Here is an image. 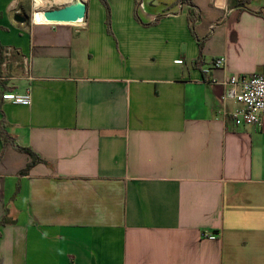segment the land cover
<instances>
[{
  "label": "crops",
  "instance_id": "0c3cea01",
  "mask_svg": "<svg viewBox=\"0 0 264 264\" xmlns=\"http://www.w3.org/2000/svg\"><path fill=\"white\" fill-rule=\"evenodd\" d=\"M86 1L0 0V264H264V122L221 84L264 71V0Z\"/></svg>",
  "mask_w": 264,
  "mask_h": 264
},
{
  "label": "built area",
  "instance_id": "2783aa9c",
  "mask_svg": "<svg viewBox=\"0 0 264 264\" xmlns=\"http://www.w3.org/2000/svg\"><path fill=\"white\" fill-rule=\"evenodd\" d=\"M46 1L47 3L45 6H38L39 0H31V16H33V18L37 9L61 7L71 0H66L63 3L54 2L53 0ZM186 5V1H181L179 3L180 7ZM83 22L84 19H81L73 24L80 26L84 24ZM225 65V57L217 58L212 63V67L214 68H223ZM207 71H209V69ZM221 84L225 87L222 96L223 102L235 101L242 105L232 113L235 125L262 126L264 122V71L255 72L253 74H232L221 82ZM2 99L16 104L31 105L33 96L31 91H27L26 93L4 92L2 94ZM202 235L209 239L218 238V234L216 233H204Z\"/></svg>",
  "mask_w": 264,
  "mask_h": 264
},
{
  "label": "water",
  "instance_id": "95a60500",
  "mask_svg": "<svg viewBox=\"0 0 264 264\" xmlns=\"http://www.w3.org/2000/svg\"><path fill=\"white\" fill-rule=\"evenodd\" d=\"M88 5L86 0H71L69 3L46 10V17L52 23H77L81 19H86ZM31 19V14H24L19 11L15 14V21L24 23Z\"/></svg>",
  "mask_w": 264,
  "mask_h": 264
},
{
  "label": "bare ground",
  "instance_id": "6f19581e",
  "mask_svg": "<svg viewBox=\"0 0 264 264\" xmlns=\"http://www.w3.org/2000/svg\"><path fill=\"white\" fill-rule=\"evenodd\" d=\"M54 2H60V3H63V2H65L66 0H53ZM47 3V1L46 0H39V2H38V6H41V5H43V6H45V4ZM46 8H44V9H37L36 11H35V14H34V19L36 20V21H44V22H49V19L46 17ZM42 23V22H41ZM45 24V23H44ZM49 24V23H48Z\"/></svg>",
  "mask_w": 264,
  "mask_h": 264
},
{
  "label": "trees",
  "instance_id": "16d2710c",
  "mask_svg": "<svg viewBox=\"0 0 264 264\" xmlns=\"http://www.w3.org/2000/svg\"><path fill=\"white\" fill-rule=\"evenodd\" d=\"M102 2H103V4L106 6V8H107V23H108V25H109V28H110V18H111V11H110V6H109V4H108V2H107V0H101ZM195 12L193 11V10H191L190 12H189V19L192 21V19H193V14H194ZM30 151V150H29ZM34 155V154H33ZM34 163H35V161H33L30 165H29V167L26 169V172L27 171H29V169H30V167L32 166V165H34Z\"/></svg>",
  "mask_w": 264,
  "mask_h": 264
},
{
  "label": "rangeland",
  "instance_id": "374dc122",
  "mask_svg": "<svg viewBox=\"0 0 264 264\" xmlns=\"http://www.w3.org/2000/svg\"><path fill=\"white\" fill-rule=\"evenodd\" d=\"M98 4H99V6L103 9V11H104V13L106 14V16H107V8H106V6L103 4V2L101 1V0H95ZM107 2H108V4H109V6H110V11H111V15H112V9H111V5H110V3H109V1L107 0ZM60 3V2H59ZM26 13V12H25ZM29 13V12H28ZM27 14V13H26Z\"/></svg>",
  "mask_w": 264,
  "mask_h": 264
},
{
  "label": "flooded vegetation",
  "instance_id": "af4514ba",
  "mask_svg": "<svg viewBox=\"0 0 264 264\" xmlns=\"http://www.w3.org/2000/svg\"><path fill=\"white\" fill-rule=\"evenodd\" d=\"M24 14H26V13L24 12Z\"/></svg>",
  "mask_w": 264,
  "mask_h": 264
}]
</instances>
